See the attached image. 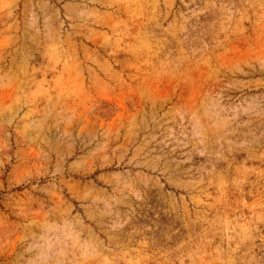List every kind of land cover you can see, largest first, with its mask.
Instances as JSON below:
<instances>
[{
	"label": "rangeland",
	"instance_id": "rangeland-1",
	"mask_svg": "<svg viewBox=\"0 0 264 264\" xmlns=\"http://www.w3.org/2000/svg\"><path fill=\"white\" fill-rule=\"evenodd\" d=\"M0 264H264V0H0Z\"/></svg>",
	"mask_w": 264,
	"mask_h": 264
}]
</instances>
